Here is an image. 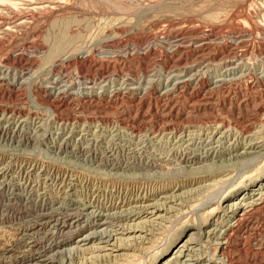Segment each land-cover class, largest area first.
<instances>
[{
    "label": "rangeland",
    "instance_id": "1",
    "mask_svg": "<svg viewBox=\"0 0 264 264\" xmlns=\"http://www.w3.org/2000/svg\"><path fill=\"white\" fill-rule=\"evenodd\" d=\"M248 144L261 151L241 154ZM213 150L215 160L172 161ZM255 183L264 184V0H0V264H45L20 240L48 208L53 220L82 204L89 216L115 213L111 229H97L112 232L150 203L165 206L164 221L144 224L120 259L77 253L88 228L61 238L35 229L37 248L63 250L67 264H264ZM243 195L245 206L227 209ZM190 234L192 256L171 263Z\"/></svg>",
    "mask_w": 264,
    "mask_h": 264
},
{
    "label": "bare ground",
    "instance_id": "2",
    "mask_svg": "<svg viewBox=\"0 0 264 264\" xmlns=\"http://www.w3.org/2000/svg\"><path fill=\"white\" fill-rule=\"evenodd\" d=\"M239 63V62H238ZM230 66V65H228ZM236 66V65H235ZM222 68V67H221ZM227 73L231 72V76H235L236 75V72L238 70V67H234L232 65V71L229 70V68H227ZM240 69V68H239ZM239 74V73H238ZM226 76V75H224ZM240 76V75H239ZM244 76V75H243ZM221 77V76H220ZM225 78V77H224ZM224 78L221 79V82L223 80H225ZM185 80V79H184ZM183 80V81H184ZM219 80V79H217ZM227 80V79H226ZM186 81V80H185ZM232 82V79L230 80ZM185 83V82H184ZM124 119V118H123ZM220 124V123H219ZM125 127V126H124ZM219 127H215V130H218ZM138 131V130H137ZM141 133V132H140ZM226 133V132H225ZM151 134V133H150ZM183 135V134H182ZM185 141V140H184ZM96 147V146H95ZM261 148H262V145H257V144H248L247 146H245L241 152V154H244L245 156L246 155H249L252 153V151H247V150H250V149H259L261 151ZM60 149V148H59ZM76 149V148H74ZM178 149V148H177ZM95 150V149H94ZM173 151V150H172ZM259 151V152H260ZM107 152V151H106ZM226 152H231V149L230 150H227ZM84 153V152H83ZM180 153V152H179ZM176 154L174 157L177 159L175 160L174 158L172 159L173 162H177V161H183L185 162L187 165H194L196 163H199L201 161H204V160H207V159H213L215 160L217 157H219V154L221 155V153L219 152L217 156H215L217 154V151L213 150L211 153L209 154H206V155H187L185 153H180V154ZM208 153V152H207ZM191 154V153H190ZM201 154V153H200ZM253 154V153H252ZM172 155V154H171ZM239 155V154H238ZM153 157V156H151ZM162 158V157H160ZM175 160V161H174ZM111 162H114V166H121L122 163L120 162H117V161H111ZM124 165H122L121 167H124V166H140V167H144V168H154L157 164L155 163H150V162H141V163H138L136 165H128L126 162H123ZM127 164V165H126ZM162 165V164H161ZM211 166V165H210ZM157 167V166H156ZM210 169V168H209ZM223 169V168H222ZM64 183V182H63ZM255 186V188H257V190H259L261 187L264 186V184H261V183H255L253 184ZM264 188V187H263ZM254 189V188H253ZM250 191H253L252 188L250 189ZM250 191L246 194L247 197H251L253 195H255V191H253V193ZM23 194V193H22ZM25 195V194H24ZM23 195V196H24ZM44 195V194H43ZM246 195H243V197L240 198L241 201H238L232 205H228L227 206V209H229L231 212H232V208H235V207H242V206H245V204H243L244 201L247 200L246 198ZM20 196V195H19ZM28 196V195H26ZM37 196V195H36ZM18 197V196H17ZM22 197V196H21ZM29 197V196H28ZM40 197V196H39ZM11 198V197H10ZM19 198V197H18ZM34 198V197H33ZM38 198V196H37ZM92 198V197H91ZM172 198V197H171ZM31 199V198H30ZM153 199V198H152ZM168 199V198H167ZM252 199V198H251ZM25 200V199H24ZM258 200V199H257ZM30 201V200H29ZM147 201V200H146ZM177 201V200H176ZM25 202V201H24ZM27 202V201H26ZM33 203V202H32ZM39 203V202H38ZM163 203V202H162ZM256 202L254 201H250L248 203H246L247 208H250L252 207L253 205H256L255 204ZM29 204V203H28ZM95 204V203H94ZM138 204V203H137ZM136 204V205H137ZM36 205V203H35ZM43 204H41L40 206H42ZM45 205H47V203H45ZM43 205V206H45ZM83 205V204H82ZM81 207L82 209H79V208H68L66 210H62L61 212L59 211V209L57 211H59L60 213L56 215L57 219L59 220H53L54 219V214L56 213H53L55 212L56 209H53L51 207V209H47L48 212L46 213H42V214H38L36 216L33 215V219L30 220L32 221V224L28 226V228L26 229V231L24 230V233H23V236H22V239L20 240L21 244L24 246L25 249H29V250H32V248H35L38 252H39V255H38V259L41 260V261H44L45 264H50V263H53V264H67L68 262H66V258H61V256L59 257V255L63 254V250L59 251L57 250L56 252L53 251L52 254H49V252H51L50 250H54L55 247H45V249L43 250H40L39 248H37V243L39 242L38 240L40 239L39 238H35V235H36V231L35 229H38L40 230H46V229H49L47 230L46 233H51L53 235L52 238H54V236L56 235H59V237H63L65 235L64 233V230H66V227H68V231H73V230H83L85 228H88V230L90 229L91 232L87 233L85 236H83L80 240H78V246L74 249H76L79 253L82 252V253H88V251L90 253H88L89 255H92L93 256H97V257H109L111 260L112 258H121L122 256H125L126 254L124 253H121L124 249H132V243L131 242H134L135 240L137 241V239L140 240V238H143L144 235L143 234H146V231H144V224H156L157 222H159V220L157 219H160V220H163V218H165L166 216L165 215H161L160 212H167V210L164 206L163 208V205H159V204H151L150 205H146L145 206V209H144V206L143 208L138 211V209L133 212V215H130V221L132 222L133 220V224L129 223V224H122V225H118V226H115L116 228H114V230L112 232L110 231H106L107 229H102V231H98L97 229H100L98 227H101L103 225H106V223H110V218L112 219H117L119 217L116 216V214L114 213V211L112 213L113 216H111L110 214H106L104 215L103 213L101 212H93L90 216L88 214H84L85 213V208L84 207ZM134 205V204H133ZM139 205V204H138ZM142 205V204H141ZM144 205V204H143ZM166 205V204H165ZM50 207V205H48ZM52 206V205H51ZM84 206V205H83ZM91 206V205H90ZM95 206V205H94ZM135 206V205H134ZM35 207V206H33ZM72 207V206H71ZM131 207V206H130ZM129 207V209H130ZM141 207V206H140ZM139 207V208H140ZM226 207V206H224ZM64 208V207H63ZM53 209V210H52ZM62 209V207H61ZM168 209V208H167ZM226 209V208H225ZM32 210V209H31ZM41 210V209H40ZM134 210V209H133ZM89 211V210H88ZM97 211V210H96ZM105 211V210H104ZM169 211V210H168ZM35 213V212H34ZM108 213V212H107ZM117 213V212H116ZM31 214L32 211H31ZM30 214V215H31ZM120 215V214H119ZM129 215V214H128ZM165 216V217H164ZM55 217V218H56ZM88 217V219L84 220V218ZM122 218V217H121ZM62 219V220H61ZM111 219V220H112ZM123 219V218H122ZM128 219V217H127ZM238 219V218H237ZM83 220V221H82ZM139 220V221H137ZM30 221H27V222H30ZM113 221V220H112ZM164 221V220H163ZM120 222V221H119ZM121 223V222H120ZM116 224V223H114ZM109 225V224H108ZM27 226V225H26ZM24 226V227H26ZM213 226L214 228L210 231L212 232V235L216 238H218L219 236L222 235V233H219L218 232V228L220 226V224H218L217 221H214L213 222ZM103 227H106V226H103ZM108 228V227H106ZM110 228V227H109ZM108 228V229H109ZM113 228V227H112ZM199 228V227H198ZM111 229V228H110ZM200 230V229H199ZM222 231V230H221ZM224 231V230H223ZM68 232V233H69ZM149 232V231H147ZM18 234V233H17ZM22 234V233H21ZM41 234V233H40ZM197 234V233H196ZM195 234V235H196ZM118 235L120 237H118ZM224 235V233H223ZM20 237V236H19ZM18 238V237H17ZM59 238V239H60ZM144 239V238H143ZM196 238L193 237V235L190 234V236L188 238H186L185 240H182V242L176 247V249L174 250V253L175 255L172 256V259H170V262H175L177 260H182V258H186L187 256L190 257L192 256L191 255V248L194 246V244H196V241L195 240ZM41 240V239H40ZM43 240V239H42ZM100 241L99 243H105L106 245L104 246H99L98 244L95 245V242L96 241ZM112 240H114V242L111 244ZM58 241V240H56ZM143 241V240H142ZM40 243V242H39ZM81 243V244H80ZM92 243L91 246H88L86 247L88 244ZM131 243V244H130ZM41 244V243H40ZM50 244V243H48ZM51 245V244H50ZM136 245V244H135ZM108 246H111L108 248ZM138 246V245H137ZM43 247V246H42ZM135 248V247H134ZM40 251H39V250ZM73 249V250H74ZM66 250V249H65ZM69 252L71 249H68ZM193 250V249H192ZM26 251V250H25ZM72 251V250H71ZM222 251V250H221ZM12 250L10 251H7L6 253L8 254H11ZM73 252V251H72ZM70 252V253H72ZM76 253V254H77ZM69 254V253H68ZM80 254V253H79ZM78 254V255H79ZM102 254V255H101ZM74 255V254H73ZM88 255V256H89ZM87 256V255H85ZM127 256V255H126ZM129 256V255H128ZM14 257V256H12ZM63 257V256H62ZM70 258L71 257V254H69ZM67 257V258H68ZM90 257V256H89ZM88 257V258H89ZM9 258V257H8ZM68 258V259H70ZM94 258V257H93ZM87 258H84L83 257V261H81L80 263L78 264H90L87 260ZM97 259V258H96ZM89 260V259H88ZM94 260V259H93ZM101 260V259H100ZM99 260V261H100ZM106 260V259H105ZM175 260V261H173ZM98 261V260H97ZM99 261H98V264H99ZM209 261V264L212 263V259L211 260H208ZM23 262V261H22ZM93 263V262H92ZM95 263V262H94ZM93 263V264H94ZM169 263V262H168ZM22 264V263H21ZM25 264V263H24ZM26 264H29L26 262ZM69 264H73V263H69ZM195 264H207L205 262H200L198 260H196V263Z\"/></svg>",
    "mask_w": 264,
    "mask_h": 264
}]
</instances>
